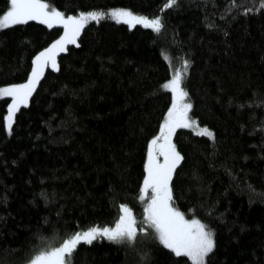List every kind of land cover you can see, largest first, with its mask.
I'll use <instances>...</instances> for the list:
<instances>
[{
	"label": "trees",
	"instance_id": "obj_1",
	"mask_svg": "<svg viewBox=\"0 0 264 264\" xmlns=\"http://www.w3.org/2000/svg\"><path fill=\"white\" fill-rule=\"evenodd\" d=\"M47 2L73 15L113 8L160 15L163 27L106 16L87 22L77 43L57 55L58 69L45 68L9 131V98L0 97V264H26L49 241L114 225L121 203L146 232L130 242H80L72 264H191L153 238L139 192L147 141L171 102L163 83L176 67L190 115L214 136L175 130L183 159L173 176L174 204L213 230L206 264H264L260 0H176L168 8L167 0ZM7 3L0 0V10ZM62 32L31 20L0 28V86L26 79L32 56Z\"/></svg>",
	"mask_w": 264,
	"mask_h": 264
},
{
	"label": "snow or ice",
	"instance_id": "obj_2",
	"mask_svg": "<svg viewBox=\"0 0 264 264\" xmlns=\"http://www.w3.org/2000/svg\"><path fill=\"white\" fill-rule=\"evenodd\" d=\"M175 3L176 0H167L164 8ZM260 5L264 6V0H260ZM0 12V28L29 20L40 21L49 28L53 25L63 26V32L57 38L32 56L31 70L26 79L0 86V97L11 98V102L7 104V114L3 117L4 126L10 130L15 112L21 105L29 103V97L33 95L45 67L58 69L57 53L65 51L66 45L77 43L81 29L89 20H96L105 14L91 10H82L78 15L65 14L47 0H8L6 8ZM110 12L114 19L124 20L129 26L139 23L156 32H160L163 27L160 15L150 18L134 14L127 8H113ZM188 63L185 61V64ZM163 88L170 90L171 103L159 122V130L147 141L143 180L139 188L141 199L147 197L144 223L154 229L153 238L177 257L186 256L191 264H206V258L215 247L213 230L195 215L191 219L186 218L185 213L174 204L172 181L183 157L173 142V133L181 126L188 128L194 125L203 135L213 137L214 133L208 126H201L198 120L190 116L189 110L193 108V104L186 99L188 92L182 87L180 71H175L163 83ZM137 231L146 232V229L137 228L132 209L126 203H121L114 225L89 226L76 230L55 246L49 241L26 264H72V256L79 242L91 243L97 236L106 237L110 241L130 242Z\"/></svg>",
	"mask_w": 264,
	"mask_h": 264
},
{
	"label": "rangeland",
	"instance_id": "obj_3",
	"mask_svg": "<svg viewBox=\"0 0 264 264\" xmlns=\"http://www.w3.org/2000/svg\"><path fill=\"white\" fill-rule=\"evenodd\" d=\"M102 13H104V12H102ZM105 15L104 16H102V17H109V18H111V19H113V20H115V21H117V22H122V23H125V24H127V22L126 21H124V20H116V19H114L113 17H112V14H111V12L110 11H108V12H106V13H104ZM102 17H100V18H102ZM99 19V18H98ZM98 19H96V20H98ZM31 21H35V20H31ZM89 21H95V20H89ZM88 21V22H89ZM25 22H27V21H25ZM36 22H39V23H42V22H40V21H36ZM19 23H24V22H19ZM128 25V24H127ZM134 25H140V26H142V27H146V26H144V25H142V24H139V23H134L132 26H130V27H133ZM47 26V25H46ZM53 26H56V25H53ZM59 26H62V25H59ZM129 26V25H128ZM7 27V26H6ZM4 28V27H3ZM146 28H150V27H146ZM62 29H63V26H62ZM151 29V28H150ZM68 45H71V44H68ZM68 45H66L65 46V50H66V48H67V46ZM63 52V51H62ZM59 53H61V52H59ZM59 53H57V55L59 54ZM167 59H168V62H169V58L167 57ZM47 67V66H46ZM45 67V68H46ZM172 67V66H171ZM175 71H180L179 70V68H172V70H171V76L173 75V73L175 72ZM181 73V72H180ZM171 76H170V78H171ZM169 78V79H170ZM166 90H168L169 92H170V90L169 89H166ZM171 93V92H170ZM186 99H187V97H186ZM11 102V98H9V102L8 103H10ZM171 103V102H170ZM21 106H24V105H21ZM20 106V107H21ZM19 109V108H18ZM17 109V110H18ZM190 111V110H189ZM17 112V111H16ZM15 112V113H16ZM6 114H7V111H6ZM5 114V115H6ZM15 115V114H14ZM191 116V115H190ZM192 117V116H191ZM193 118V117H192ZM14 119V118H13ZM194 119V118H193ZM195 120V119H194ZM6 128V127H5ZM179 128H184V129H188V130H190V131H192L193 133H195V134H198V135H203V134H201L200 133V131H199V128H197L195 125L194 126H192V127H188V128H185V127H183V126H181V127H179ZM158 130H159V128H158ZM6 131H9V129L8 128H6ZM173 135H174V133H173ZM206 136V135H205ZM146 152H147V150H146ZM97 237H99V236H97ZM100 237H103V236H100ZM104 238H106V237H104ZM81 242H85V243H88V242H86V241H81ZM80 243V242H79ZM186 257V256H185ZM189 259V258H188ZM189 261H190V259H189ZM191 262V261H190Z\"/></svg>",
	"mask_w": 264,
	"mask_h": 264
},
{
	"label": "bare ground",
	"instance_id": "obj_4",
	"mask_svg": "<svg viewBox=\"0 0 264 264\" xmlns=\"http://www.w3.org/2000/svg\"><path fill=\"white\" fill-rule=\"evenodd\" d=\"M54 243V242H53ZM169 250V249H168Z\"/></svg>",
	"mask_w": 264,
	"mask_h": 264
}]
</instances>
